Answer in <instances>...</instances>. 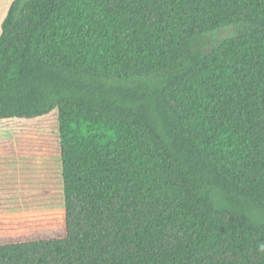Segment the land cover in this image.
I'll return each mask as SVG.
<instances>
[{"label":"trees","instance_id":"1","mask_svg":"<svg viewBox=\"0 0 264 264\" xmlns=\"http://www.w3.org/2000/svg\"><path fill=\"white\" fill-rule=\"evenodd\" d=\"M54 112L67 234L0 264H264V0H15L0 122Z\"/></svg>","mask_w":264,"mask_h":264},{"label":"rangeland","instance_id":"2","mask_svg":"<svg viewBox=\"0 0 264 264\" xmlns=\"http://www.w3.org/2000/svg\"><path fill=\"white\" fill-rule=\"evenodd\" d=\"M14 1L0 0V34L2 22ZM20 130L21 136H18ZM19 139H21V169L27 174L21 181L24 188L21 206L33 210L39 209L41 205L46 208L54 206L52 190L55 191L54 179L60 173L58 113L54 112L48 117L31 123L15 120L0 123V148L2 146L7 151L4 153L6 159L10 154L16 157ZM7 195L8 193L5 197ZM45 199L49 200L46 201L48 205H45ZM2 201L0 206L5 207L3 205L5 200ZM238 208L253 221L264 223V212L253 211L244 206H238Z\"/></svg>","mask_w":264,"mask_h":264},{"label":"crops","instance_id":"3","mask_svg":"<svg viewBox=\"0 0 264 264\" xmlns=\"http://www.w3.org/2000/svg\"><path fill=\"white\" fill-rule=\"evenodd\" d=\"M18 136H21V130ZM5 152L7 151L1 146L0 200L6 199H4L5 202L3 203L5 207L0 206V246L64 238L67 234V229L61 155L60 173L54 179L55 191L52 190V197L54 196L55 200L54 206L51 205L46 208L41 205L39 209L33 210L21 206L22 190L24 189L21 181L27 175L21 169V139H19L17 146L16 157L10 154L8 159H6ZM6 193H8L7 197H5ZM10 200L15 201L12 202ZM49 200L45 199V205H48L47 202Z\"/></svg>","mask_w":264,"mask_h":264}]
</instances>
